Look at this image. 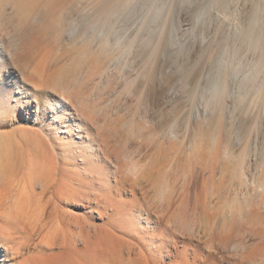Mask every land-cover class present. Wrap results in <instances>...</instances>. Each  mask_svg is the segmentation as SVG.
Masks as SVG:
<instances>
[{
    "label": "rangeland",
    "instance_id": "rangeland-1",
    "mask_svg": "<svg viewBox=\"0 0 264 264\" xmlns=\"http://www.w3.org/2000/svg\"><path fill=\"white\" fill-rule=\"evenodd\" d=\"M199 1L209 10L210 0H35L21 13L0 5V91L9 98L0 94V132L11 136V160L45 163L51 152L48 161L76 173L87 166L93 177L86 199L79 191L55 211L48 205L29 229L23 253L37 264H106L117 244H166L171 256L163 250L157 264H264L263 73L242 84V105L232 83L231 97L210 99L226 68L229 81H243L259 54L251 59L235 37L200 49ZM119 34L133 44L114 56L102 39ZM85 142L100 146L99 161ZM58 209L74 223L86 217L87 251H44L81 243L69 238L78 223H54ZM12 250L0 244V264L27 263Z\"/></svg>",
    "mask_w": 264,
    "mask_h": 264
},
{
    "label": "bare ground",
    "instance_id": "bare-ground-1",
    "mask_svg": "<svg viewBox=\"0 0 264 264\" xmlns=\"http://www.w3.org/2000/svg\"><path fill=\"white\" fill-rule=\"evenodd\" d=\"M34 1L35 0H0V5L12 4L15 11L21 13L23 10L27 9L26 7L30 3ZM199 3V9L203 10L200 12L201 22L199 23L200 49H203L204 46L212 48L215 45H218L221 41L226 42L230 40L231 37H235V39L238 38L242 40V43L246 45V51L249 52V57H251V59H253L256 54H259L257 63L254 66L255 72L253 74L251 73L250 76L249 74L248 76H244L243 81L236 82V79L234 82L229 81L228 77L229 73L231 76V71L228 72V69L226 68L224 70L223 79L221 81L222 83L220 85L221 90L218 92L215 90V93L212 94L210 99L216 100L223 97V100L224 97H231V93H233L231 98L234 101L238 100V103H243V101L245 102L248 92L246 90H242V84H244L243 86H247L254 82L256 84V81H258L257 79L260 78V74L263 73L261 76L262 80H260L262 83L256 92L258 93L256 94V97H258L259 94L261 95L264 92V0H256L255 3H253V0H210V7L207 11L202 8L203 1H199ZM248 15H250L251 18L248 26L244 27L243 24H241V19L243 17H247ZM91 33H85V40L88 44L91 43L92 40V38H87ZM120 35L121 34L117 35L112 40L108 39V37H104L102 39L103 46L107 47L111 53H114V56H119L123 53H130L132 48V39L129 37L122 39ZM252 63L250 62V64ZM249 71L251 70L249 69ZM229 83H232V86H236L237 89H241L242 91H232L230 93L228 89L230 85ZM232 86H230V88H232ZM234 93H236V97H233L235 96ZM0 94L3 95L5 102L9 101V98L6 96V94L1 93V91ZM63 98L66 99L64 96ZM55 104L60 105L59 100L55 101ZM236 108H238V106ZM2 126V123H0V128H2ZM10 140L11 136L0 132V185L8 184L7 186L10 188L9 195L8 193L4 192H2L3 194H0V244H13L15 246V250H12V252L16 253L18 257H22L24 260H26L27 263L25 264H37L36 257L34 255L27 256V254L25 255V253H23L25 250L30 249V242H32L30 238V232H28L29 229H34V227H37V225L41 226L40 224H42L43 220H45L44 218L47 216L48 205L54 209L57 207V203L71 201L74 199L76 200L75 196L77 193H79V191L82 196L80 199L78 198V201L82 202V199H86L87 196L84 193V188H89L88 179L93 177L87 172V166H83L81 172H77V174L73 168L71 169L66 166L63 167L62 164H58L57 162L53 163L52 161H54V158L52 159V157H54V155L51 152L49 153V158H51L52 161H48V158V162L46 161L45 163L36 160H23V162H20L19 165L13 163L11 160V153L7 148ZM85 144L87 145V151L90 159L93 162L99 161L96 160V156L98 154L95 155L94 153L101 151L100 146L97 143H95L94 146L92 145V147H94L93 152L91 145L88 142H85ZM18 154L20 157H22L25 153L21 150V148H19ZM133 170L136 169L134 168ZM56 172H63L70 177L64 176L65 174L62 176H60V174L58 177H56L55 175L58 174H55ZM72 175H77V184H75V179L71 177ZM114 175H116V173H114ZM100 178L101 176L99 178L94 177L96 180H100ZM57 213V219L54 221L57 226H59L62 222L64 223L65 220L67 221L65 224L68 226V228L71 227V223L74 225L78 223V225H80L79 230L77 232L75 231V234H73L74 232L72 231L73 233L69 236V238L70 241H77V239H81V243L79 245L48 243L45 244L44 251H52L55 248L63 251L66 250L68 246H71L72 249H74L72 251L77 250L80 251V253L82 251H87L89 244H87L86 236L89 234V229L83 231V226H81L82 223H88L86 221V217L83 216L80 218H75L74 223L73 216L71 217L70 214L67 217V214L65 212L59 211V209L57 210ZM49 214H51V211L48 213V215ZM29 226L31 228H29ZM165 246L166 244L151 245L150 247L143 244H117L112 246L116 256H114V258L112 257L110 261L108 260L109 262L106 260V264H157L158 260H162L160 256L163 250H165L166 258L171 256V253L169 254V251ZM149 251L153 252L150 253ZM157 252H159L160 255ZM42 257L45 258L46 255L44 254ZM76 263L79 262L76 261ZM40 264H44V260L41 261ZM86 264L88 263L86 262ZM183 264L196 263L192 260H185Z\"/></svg>",
    "mask_w": 264,
    "mask_h": 264
}]
</instances>
